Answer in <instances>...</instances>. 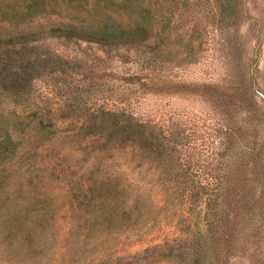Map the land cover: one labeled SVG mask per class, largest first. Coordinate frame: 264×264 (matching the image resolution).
<instances>
[{
	"label": "rangeland",
	"instance_id": "374dc122",
	"mask_svg": "<svg viewBox=\"0 0 264 264\" xmlns=\"http://www.w3.org/2000/svg\"><path fill=\"white\" fill-rule=\"evenodd\" d=\"M81 2L0 0V264H264V0Z\"/></svg>",
	"mask_w": 264,
	"mask_h": 264
},
{
	"label": "trees",
	"instance_id": "16d2710c",
	"mask_svg": "<svg viewBox=\"0 0 264 264\" xmlns=\"http://www.w3.org/2000/svg\"><path fill=\"white\" fill-rule=\"evenodd\" d=\"M126 1H130V0H126ZM77 2L82 3L81 0H77ZM142 19H144V17ZM148 26H149V24L143 23V25L141 26V33H142V30L144 31V29ZM107 30L109 31V29H107ZM71 32L75 33V35H78V33H80L78 31H71ZM71 32H69V33H71ZM89 35H87V36H89ZM121 35H123L122 32H118L117 34L114 32H111V33H107V34H101V35H99V37L100 38H110V37L121 36ZM93 36H96V35H93ZM125 36H127V34ZM21 52H23V51H21ZM23 63L24 64L30 63V58L28 56L24 55V58H22V63H20V65L22 67H24ZM3 89H5L7 91H11L10 87H3ZM17 90L18 89L13 88L11 93L13 92L15 94L17 92ZM79 92L80 91H77V93H79ZM79 104H80L79 102L77 104L74 103L73 104L74 105L73 110H75L77 108L81 109L82 105L79 106ZM83 108H84V111L89 115V117L86 119V129L89 130L90 132L94 128H95V130H93V131H95L94 133H97V132L100 133L103 130V131L107 132L106 137L110 138L112 136V134H114L113 132L119 131L118 136H120L119 138H120L122 144H125L128 142H134L136 144L140 143L145 150H148V151L151 150V147L153 145L152 139L155 136V134L152 132L151 129H147L146 125L144 123H141L140 121L136 120L130 114H125L123 112H115L113 110H106L103 108L97 112H94V110H91L87 104L86 105L84 104ZM29 114L32 116V118H33V116L37 118L36 122L40 126L47 127L48 125L54 124V119H52L49 116L45 117L47 120L46 121L47 123H45L43 116H40L39 111L36 109L31 111ZM103 125L105 127H103ZM93 126H94V128H93ZM13 146H14V144L10 147V149H13ZM240 192H242V189L239 190V194H240ZM239 198H241V197H239ZM247 199L249 200L250 198H247ZM248 204H250V202H248ZM171 248L172 247H170L169 250Z\"/></svg>",
	"mask_w": 264,
	"mask_h": 264
}]
</instances>
